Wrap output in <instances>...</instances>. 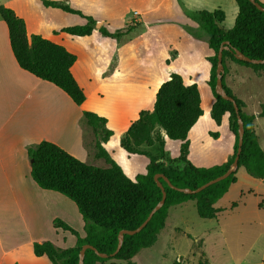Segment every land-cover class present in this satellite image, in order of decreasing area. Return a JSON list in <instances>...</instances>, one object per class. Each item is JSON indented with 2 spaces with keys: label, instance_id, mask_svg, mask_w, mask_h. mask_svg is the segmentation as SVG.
Instances as JSON below:
<instances>
[{
  "label": "rangeland",
  "instance_id": "374dc122",
  "mask_svg": "<svg viewBox=\"0 0 264 264\" xmlns=\"http://www.w3.org/2000/svg\"><path fill=\"white\" fill-rule=\"evenodd\" d=\"M60 1L92 16L95 33L83 37L55 34V29L85 23L86 18L45 7L40 0H0V5L13 8L25 20L29 36L41 34L77 55L74 73L89 97L93 109L88 110L110 117L120 128L108 146L130 177L145 171L152 157L157 162L178 164L172 159L183 154L185 141L168 138L159 126L131 133L128 140L134 151L123 147L128 126L140 112L148 118L160 85L174 74L181 75L187 84L197 83L204 110L189 132L186 157L196 165L210 166L231 156L234 137L228 130L229 115H223L220 123L212 115L215 98L206 80L211 74L209 56L214 52L198 12L223 9L226 18L222 26L230 29L239 11L236 0ZM1 40L10 46L8 27L0 15ZM225 64V82L243 100L244 112L255 116L254 129L264 149V70L255 71L230 58ZM83 122L87 124L84 117ZM127 123L123 131L122 125ZM159 134L164 136L163 144ZM94 149L83 137L75 156L98 166L108 165L95 156L96 146ZM215 205L220 210L217 216L202 218L195 200L174 204L156 242L142 248L131 263L111 258L97 264H264V179L240 167L237 181ZM74 243L61 240L60 245L68 248Z\"/></svg>",
  "mask_w": 264,
  "mask_h": 264
},
{
  "label": "trees",
  "instance_id": "16d2710c",
  "mask_svg": "<svg viewBox=\"0 0 264 264\" xmlns=\"http://www.w3.org/2000/svg\"><path fill=\"white\" fill-rule=\"evenodd\" d=\"M40 1L45 7H57L86 18L85 23H74L55 29V34L83 37L93 33L96 22L92 16L84 15L81 10L64 1ZM256 1L264 5V2ZM236 2L239 11L235 24L230 29L222 26L226 18L223 9L218 8L213 11L204 9L198 12L202 27L210 35L209 45L214 52L209 56L211 74L206 80L215 98L212 115L218 123L223 115H229L228 130L234 137L231 156L224 162L204 166L194 164L184 154L188 146L189 132L204 110L197 83L187 84L181 75L174 74L162 82L156 92L148 118H143V112H140L139 118L128 126L123 139V147L134 151L128 140L131 133L136 130L138 133H143L145 130L149 131L159 126L168 138L185 141L183 154L172 159L178 164L157 162L156 157H152L145 171L138 172L134 178L130 177L103 145V142L117 131L107 128V117L91 110H83V117L95 134L98 136L102 133L95 143L96 155L103 158L108 166L101 167L83 161L50 140H42L27 148L31 160V176L36 183L43 189L61 192L72 199L84 221V234H81L61 218H56L54 225L72 233L76 242L71 247L61 248L50 240L36 241L34 252L37 256L47 255L53 264H78L82 246L89 243L108 256H100L95 249L88 248L84 264H97L111 258L131 263L132 258L142 248L150 247L156 242L159 232L165 226L170 206L195 200L200 217L214 218L220 211L215 204L237 181V171L240 167H244L249 175L264 179V149L254 129L255 116L244 112L243 100L238 98L232 88L226 84L223 74L224 89L236 99L240 108L239 115L244 123L238 169L225 179L212 183L197 193L174 189L163 177H160L167 193L165 203L142 230L134 234L125 233L122 247L113 255L118 246L120 231L137 228L161 200L163 191L155 179L156 174H164L179 187L194 189L223 174L235 159L240 124L233 102L216 92L219 50L222 45H227L226 41H229L230 48L223 50L225 71L227 58L251 67L255 71L264 70V63L239 59L232 50L238 49L251 58H264V10L259 9L251 0H236ZM0 15L8 27L10 46L19 66L36 77L55 84L65 91L75 104L81 105L86 99V93L72 71L78 59L77 55L64 45L41 34L29 36L25 20L13 8L0 5ZM186 109L188 112L185 111ZM261 116L264 117V112ZM136 126L138 127L134 129ZM159 140L163 144L164 136L159 134Z\"/></svg>",
  "mask_w": 264,
  "mask_h": 264
},
{
  "label": "crops",
  "instance_id": "0c3cea01",
  "mask_svg": "<svg viewBox=\"0 0 264 264\" xmlns=\"http://www.w3.org/2000/svg\"><path fill=\"white\" fill-rule=\"evenodd\" d=\"M72 71L75 75L74 65ZM88 101L86 94L85 101L77 105L55 84L22 69L8 43L1 40L0 264H53L47 255L35 254L34 242L52 240L58 247L61 240L69 245L76 242L73 234L69 237L65 230L55 227L56 218L84 234V221L75 202L61 192L41 188L31 176L27 148L50 140L77 156L75 150L84 137L95 150L97 136L83 124L82 111L93 109ZM117 114L119 117L120 109ZM107 119V128L117 132L103 142L106 149L120 133L112 119ZM127 125H122L123 131ZM109 152L115 151L110 148Z\"/></svg>",
  "mask_w": 264,
  "mask_h": 264
},
{
  "label": "water",
  "instance_id": "95a60500",
  "mask_svg": "<svg viewBox=\"0 0 264 264\" xmlns=\"http://www.w3.org/2000/svg\"><path fill=\"white\" fill-rule=\"evenodd\" d=\"M259 9L261 10H264V5H262L261 3H259L258 1L256 0H251ZM227 42V45H222L220 50H219V53H218V64H217V80H216V92L218 94H220L223 98L225 99H228V100H231L235 106V109L238 113V119H239V143H238V149H237V154L235 156V159L233 160L231 166L221 175L207 181L206 183L202 184L201 186L197 187V188H188V187H179L177 185H174L170 179L168 177H166L164 174L162 173H158L155 175V179L156 181L158 182V184L160 185L162 191H163V196L161 198V200L153 207V209L151 210V212L149 213L148 217L135 229H124V230H121L120 233H119V242H118V246L115 250V252L113 253V255H115L119 250L120 248L122 247V244H123V240H124V234L125 233H129V234H134V233H137L139 232L140 230H142L145 225L148 223V221L152 218V216L154 215V213L159 210L163 204L165 203V200H166V190L160 180V177H163L167 182L168 184L174 188V189H177V190H180L182 192H186V193H197L199 191H201L202 189L206 188L207 186H209L210 184L212 183H215L219 180H222V179H225L226 177H228L230 174H232L233 172H235L238 167H239V155H240V152L242 150V144H243V136H244V123H243V120L241 118V116L239 115V105L236 101V99L227 94L225 89H224V85H223V74L225 72V68H224V63H223V50L224 49H228L230 48V46L228 45L229 41H226ZM235 53V56L239 59H242V60H245V61H249V62H253V63H264V58H251L249 57L248 55L244 54L242 51L238 50V49H232ZM165 162V161H164ZM166 163V162H165ZM167 164V163H166ZM88 248H91V249H95L97 254L100 255V256H103V257H107L108 255L106 253H101L100 251H98L93 245L87 243V244H84L79 252V262L78 264H84V259H85V254H86V250Z\"/></svg>",
  "mask_w": 264,
  "mask_h": 264
}]
</instances>
